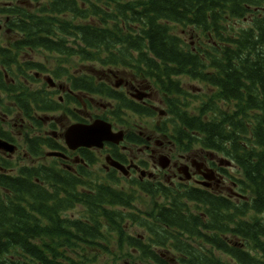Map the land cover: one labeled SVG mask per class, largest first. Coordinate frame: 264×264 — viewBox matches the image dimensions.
<instances>
[{"label":"trees","instance_id":"trees-1","mask_svg":"<svg viewBox=\"0 0 264 264\" xmlns=\"http://www.w3.org/2000/svg\"><path fill=\"white\" fill-rule=\"evenodd\" d=\"M50 13L13 17L8 26L22 34V41L12 47L58 54L48 73L67 87L63 101L68 105L43 86H32L34 70L46 69L42 64L13 66L14 53L0 49L5 114L19 111L36 128L48 111L83 122L111 116L131 129L124 116L159 112L110 86L111 70L123 67L135 80L150 81L168 106L169 117L154 130L171 132L182 151L198 143L231 156L241 169L239 186L253 199L229 204L192 187L138 182L151 199L149 220L141 218V238L124 231L125 213L114 209L131 207L135 192L123 193L105 177L99 181L98 174H91V152L78 149L77 159L83 157L87 164L78 162L72 169L59 157L22 165L2 159L0 264H98L95 254L100 250L120 255L115 258L124 264H264V220L259 217L264 214V0H55ZM186 27V35L196 33L199 43L186 44ZM70 56L107 68L109 74L72 72L62 61ZM180 77L203 84L206 92L191 94ZM92 95L114 104L100 115L89 114L92 104L85 96ZM23 134L32 158L49 150L66 153L53 136ZM0 137L13 140L1 125ZM140 140L129 132L124 139ZM106 179L115 180L113 174ZM186 203L203 205L209 219L190 212ZM77 206L85 209L70 213ZM199 227L211 233L203 234ZM101 228L115 232L117 252L108 247L113 237H104ZM191 237L194 243L185 239Z\"/></svg>","mask_w":264,"mask_h":264},{"label":"flooded vegetation","instance_id":"flooded-vegetation-1","mask_svg":"<svg viewBox=\"0 0 264 264\" xmlns=\"http://www.w3.org/2000/svg\"><path fill=\"white\" fill-rule=\"evenodd\" d=\"M0 2L2 3L0 6V15L4 18V21L0 24V31L6 30L12 37V39L5 42V44L4 42H0V49L14 53L15 58L11 62V65L17 67L22 66L23 63L27 62L42 64L46 69H44V71L34 70L36 81L32 82V86L38 89L43 86L46 90L52 93V95L56 93V91L64 93L67 90L65 85L56 82L54 85H51V83H47L45 80L46 76L44 73H48V66L41 61L28 57L29 51L33 49L18 46L12 47L14 42L22 41V34L17 30H12V28L8 26L9 21L13 17H21L24 15H51L50 12L54 9L55 0H0ZM12 10L14 11L12 12ZM64 15L69 14L64 13ZM73 58L78 65H82V60L80 58ZM123 70L129 72V70ZM16 73L18 77H22L19 71H16ZM109 75L112 76V74ZM128 75L129 77L126 79H117L114 83H111L110 86L123 92V94L127 96V98H130L133 102L148 105L155 111H157L156 108L158 107L156 102L161 103V106L164 107L163 114L167 115L166 109L168 106L164 103L159 91L154 87V85L150 81L135 80L131 71ZM44 83H46V86ZM59 85H62V87L60 88ZM1 93L2 92H0V94ZM59 98H62V96H59ZM80 101L81 106L79 113L82 116V95L80 97ZM108 108L109 107H106L104 112H106ZM13 113H16L15 115L19 118L20 123L25 122L23 115L19 111L12 112V114ZM46 113H44V118L42 120L43 125L38 128L41 129L43 127L41 131H38V135H42V131L46 126H51V122L49 123V116H45ZM8 116L9 115H6L5 117ZM30 125L36 128L33 124ZM170 125L169 123L166 125L168 129L170 128ZM112 128L113 130L123 129L124 137L129 132L133 136L140 137L141 140L139 142L128 141L120 144L108 143L102 148L92 147L82 149L93 154L87 168H90L89 171L91 174L96 173L100 176L98 179L99 181H102L101 177H105L104 179L107 181L106 183L109 186L120 190L123 193L135 192L132 196L133 205L131 207H125L122 205L114 207V209L125 213V217L121 221L125 232L129 233L128 229L132 228V226H135L136 228L141 227V218L144 221L149 220V211L151 207V203L149 204L150 195L138 187V182H146L148 184L161 183L170 186L177 185L181 188L192 187L201 192L222 196L229 201V204L233 203L237 205L240 201L249 203L253 199L248 190H244L239 186L240 180L243 179L241 169L235 159H232L231 156L218 154L212 149L201 147L198 143L194 144L190 150L182 151L178 145L174 143L173 139L170 138L171 132L164 133L153 129L144 132L140 130L126 129L125 127H118L117 124L114 123H112ZM43 132H45V130ZM50 134L55 139L60 141V139L57 138L60 134L59 136L56 133ZM8 141L12 142L13 140ZM183 141L184 140L180 141L181 146L184 145ZM14 145L16 149V144ZM109 151H114L115 155L112 156ZM66 153L67 158L64 160L67 161V164L63 163V165H67L70 169H72L73 166L77 164V162H75L77 154L67 148ZM106 155H110L114 161L123 164V171L105 163L104 156ZM165 162L166 167L163 169L161 164ZM82 164H87V160H84L83 157ZM95 167L97 168L94 169ZM182 171L185 172L182 173ZM108 174H113L115 180H107L106 176ZM206 177L211 179L207 180ZM83 188V191L85 192L92 191L91 187L83 186ZM136 202L142 203L144 208L136 206ZM146 204L148 205V208H145ZM99 205L102 206L101 203ZM183 205H186L187 208H185L190 210V212H194V214L202 217L203 221L209 219V215L207 216L205 214L203 205L195 203H186ZM84 209L85 208L82 206V210ZM259 217L262 221L264 220V214L259 215ZM199 230L203 234L211 233V230L204 229L203 227H199ZM100 231L106 232L107 229L101 228ZM106 234L107 235L105 236L103 235L106 238L113 237L110 244L112 241L116 240V234L114 231H110L108 233L106 232ZM130 234L135 235L134 233ZM141 238H143V236ZM185 239L192 243H194L195 240L194 237ZM198 240L202 241V237ZM110 244L108 247L111 249ZM111 251L114 252L115 250Z\"/></svg>","mask_w":264,"mask_h":264},{"label":"rangeland","instance_id":"rangeland-1","mask_svg":"<svg viewBox=\"0 0 264 264\" xmlns=\"http://www.w3.org/2000/svg\"><path fill=\"white\" fill-rule=\"evenodd\" d=\"M1 2H0V6H1ZM4 21V18L2 15H0V24H2V22ZM179 31V28L177 27V32ZM182 31L185 32V34H182L186 44L189 43L190 46L192 44L195 43V40L198 41L199 37L197 36V34L195 33V36L191 37L189 35H186L188 28H184ZM201 36V35H200ZM12 37L10 36V34L6 31V30H1L0 31V42H8L9 40H11ZM199 43V41H198ZM187 44V45H189ZM58 54L57 53H52V54H48L47 52H43L42 50L39 49H33L31 51H29L28 57L33 58L35 60L41 61L43 63H45L48 68H52L54 65H56V61H57V57ZM62 61L64 62L65 66H67L69 68L70 71L72 72H76L77 70H80L79 73L82 71H84V73H87L85 71H90L93 73H106L109 74V72H107V68H102L101 66L97 65V64H90L88 62H82V65H78V63H76V61H74L73 57H68L66 59H62ZM66 63H70L73 65H67ZM112 76H111V83H114V81H116L117 79H126L127 77H129V73L130 72H126L125 70H123V67H117L116 69L112 70ZM45 76H52L51 73H44ZM115 75V76H114ZM180 80L183 83V87L185 90H188L191 94L193 95H201L204 92H206V87L194 80H190L189 78H183L180 77ZM57 83H61L63 85H65L62 81L59 80H55ZM45 84V83H44ZM2 94H0L1 97ZM59 96H62V98L60 99V102L63 103V105H68L65 104V102L63 101V98L65 97L64 93H60L57 92L53 94L54 98H58ZM87 97V99L90 101V103L92 104V108L89 109V114H97L100 115L104 112V109L106 107L112 106L114 104V102L107 100L105 98H101L99 96H85ZM84 97L82 96V99ZM155 99V98H154ZM157 101V100H156ZM4 103H6V101H4ZM156 105H158V107L156 109H162L164 110V107L161 106V103H157ZM74 106L73 104H71V107ZM167 110V109H166ZM16 113L13 114H5L3 111V107L0 106V125L1 127L6 130L8 132V134L13 138V143L16 144V149L14 151V153L12 154H8L5 152H2L0 150V162L2 159L7 160L10 163H15L17 165H22V164H37V163H41V162H47L48 158H46L47 156H42V157H36V158H32L30 156V154L28 153V146L24 141V134L23 132H27L28 134H32L33 132L38 133V131H41V129H34L33 127H29L31 126L30 124H28V120H25V122L20 123L19 118L15 115ZM6 115H9L8 117H5ZM41 115V114H40ZM45 116H49V123L53 122V124H51V126H46L43 131L45 130V132L42 131V135L46 136L45 134L47 133H56L58 136L60 134L59 139L62 140V132L63 129L72 122V119L68 118L65 116V113L63 112H47L45 114ZM110 122H113L114 124H117L118 127H125L126 129H129V127L127 125H122L118 122V120L112 118L111 116H109ZM168 115H164V116H152V117H138L135 115H131L128 117H125L126 122L132 126L131 129L133 130H140V131H148L150 129L154 130V126H157L163 122L166 121V119L168 118ZM6 118V119H5ZM92 120V118H91ZM38 135V134H37ZM97 167H95L94 169H96ZM11 173H16V169H12L10 171ZM151 199H149V204H150ZM135 202V201H134ZM136 206L144 208V206H142V203H138L136 202ZM145 208H148V205H145ZM82 211V208L80 206H77L75 209L71 210L70 213H74L73 215H77L79 212ZM69 214V213H68ZM129 233H134L135 235H141L144 234V230L142 227H138L136 228L135 226H132V228L128 229ZM82 246V245H81ZM111 250H116L117 252V246H116V242L112 241L110 244ZM88 250L89 248L86 247ZM103 251H98L95 255H96V262L98 264H124L122 260H120L119 258H115L116 256H120V255H113L110 252L107 253H102ZM134 256V255H132ZM120 260V261H119Z\"/></svg>","mask_w":264,"mask_h":264},{"label":"water","instance_id":"water-1","mask_svg":"<svg viewBox=\"0 0 264 264\" xmlns=\"http://www.w3.org/2000/svg\"><path fill=\"white\" fill-rule=\"evenodd\" d=\"M48 81L51 82V78H48ZM63 138L65 144L73 150L79 147L101 148L104 141H111L114 143L121 141L123 139V132L112 131L111 124L108 121L102 118H96L90 123H71L64 130ZM0 149L11 153L14 151V145L6 140L0 139ZM48 154L62 156V154L58 152H49ZM106 160L110 162V165L123 170V166L113 160H110L109 156L106 157ZM161 165L164 167L166 162Z\"/></svg>","mask_w":264,"mask_h":264}]
</instances>
